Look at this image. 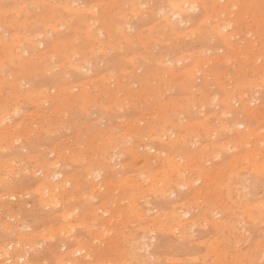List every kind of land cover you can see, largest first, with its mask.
<instances>
[{"label":"rangeland","instance_id":"rangeland-1","mask_svg":"<svg viewBox=\"0 0 264 264\" xmlns=\"http://www.w3.org/2000/svg\"><path fill=\"white\" fill-rule=\"evenodd\" d=\"M57 263L264 264V0H0V264Z\"/></svg>","mask_w":264,"mask_h":264},{"label":"bare ground","instance_id":"bare-ground-1","mask_svg":"<svg viewBox=\"0 0 264 264\" xmlns=\"http://www.w3.org/2000/svg\"><path fill=\"white\" fill-rule=\"evenodd\" d=\"M188 5H189V3H187ZM172 6V5H171ZM174 7V6H173ZM77 11V10H76ZM178 14V13H177ZM47 24V23H46ZM45 28V27H44ZM44 31V30H43ZM44 33V32H43ZM47 33V32H46ZM46 35V34H45ZM43 36H44V34H43ZM41 43V42H40ZM225 47V46H224ZM38 53V52H37ZM35 85V84H34ZM246 116V115H245ZM247 116H249V115H247ZM4 130H6V129H4ZM3 131V130H2ZM245 134V133H244ZM180 135V134H179ZM183 136V135H182ZM8 140V139H7ZM190 146V145H189ZM192 148H193V146H192ZM208 151V150H207ZM192 153V152H191ZM173 158V157H172ZM257 173V172H256ZM118 182V181H117ZM50 194V193H49ZM39 195V194H38ZM55 195V194H54ZM42 196V195H41ZM50 198V197H49ZM48 205V204H47ZM105 205V204H104ZM130 209V208H129ZM224 209V208H223ZM131 212V211H130ZM166 213V212H165ZM163 215V214H162ZM183 216H187V213L186 212H184L183 213ZM61 217V216H60ZM117 217V216H116ZM228 220V219H227ZM220 221V220H219ZM222 221V220H221ZM236 221V220H235ZM216 222H218V221H216ZM228 223V222H227ZM232 228V227H231ZM229 233V232H228ZM231 235V234H230ZM57 260V259H56ZM55 263V262H54ZM58 264V263H57Z\"/></svg>","mask_w":264,"mask_h":264}]
</instances>
